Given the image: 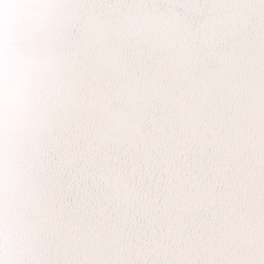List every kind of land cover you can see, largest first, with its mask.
<instances>
[{
    "label": "snow or ice",
    "instance_id": "snow-or-ice-1",
    "mask_svg": "<svg viewBox=\"0 0 264 264\" xmlns=\"http://www.w3.org/2000/svg\"><path fill=\"white\" fill-rule=\"evenodd\" d=\"M0 264H264V0H0Z\"/></svg>",
    "mask_w": 264,
    "mask_h": 264
}]
</instances>
